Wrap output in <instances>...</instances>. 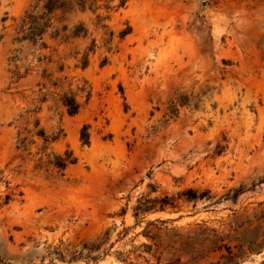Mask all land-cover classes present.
I'll return each instance as SVG.
<instances>
[{"label":"rangeland","instance_id":"obj_1","mask_svg":"<svg viewBox=\"0 0 264 264\" xmlns=\"http://www.w3.org/2000/svg\"><path fill=\"white\" fill-rule=\"evenodd\" d=\"M33 3L0 0V264L185 262L178 235L197 222L264 225V0L99 2L110 50L89 10L71 16L88 29L71 45L13 40ZM92 38L82 67L73 46ZM69 90L73 115L60 102ZM35 118L59 134L48 152L76 157L63 175L34 169L40 141L16 148ZM163 196L174 207L138 212ZM240 264H264V248Z\"/></svg>","mask_w":264,"mask_h":264},{"label":"trees","instance_id":"obj_2","mask_svg":"<svg viewBox=\"0 0 264 264\" xmlns=\"http://www.w3.org/2000/svg\"><path fill=\"white\" fill-rule=\"evenodd\" d=\"M113 0H34L30 9H26L19 18L15 26V35L13 40L17 42L28 41L31 44H38L39 48H47L46 39L57 41L59 44H73L76 40L85 39L88 35V29L82 21L71 24V16L78 12L91 11L96 15V25L104 29L103 44L107 50L111 48L113 31L109 30L102 21L107 16H101L97 13L100 3L103 2L104 8L110 9V3ZM126 0H118L116 8L124 6ZM130 32V27L119 31L120 38ZM97 48L96 40L92 38L86 46L80 50L73 46L72 53L78 56L82 67L89 63V55L94 53ZM107 61L104 56L102 63ZM55 84V82H54ZM56 85V84H55ZM82 91V88H78ZM43 100V99H42ZM60 102L70 115L76 114L81 103L76 98V93L69 90L60 96ZM87 127L84 125L81 132V138L84 143L88 142ZM25 132V133H24ZM59 134H48L43 126L39 125V120L34 119L32 128H24V131L17 132L16 148L30 154V146L37 145L40 141L35 154L39 156L34 160V169H43L45 171L55 170L58 175H63L69 164L76 162V157L71 150H65L63 153L48 152L49 144L57 140ZM186 199H197L204 196L205 193L197 195L191 189L183 193ZM237 190L233 189V198H236ZM209 198V197H207ZM159 203L158 208L153 204ZM138 207V212H147L151 210H164L166 206L174 207L172 199L168 196L143 199ZM235 213V211L233 212ZM195 228L187 233L179 234V250L189 254L190 258L181 262L180 255L174 260L166 261L164 264H198L199 260L209 253H217L218 259L209 264H240L243 260L252 254H258L264 248V225L258 223L251 226L250 221H240L238 217H233L227 223V230L224 231L219 226L209 225L207 221L202 220L195 223ZM148 249L150 247L148 246ZM156 264H161L160 256L156 257Z\"/></svg>","mask_w":264,"mask_h":264},{"label":"water","instance_id":"obj_3","mask_svg":"<svg viewBox=\"0 0 264 264\" xmlns=\"http://www.w3.org/2000/svg\"><path fill=\"white\" fill-rule=\"evenodd\" d=\"M204 3V2H203Z\"/></svg>","mask_w":264,"mask_h":264}]
</instances>
